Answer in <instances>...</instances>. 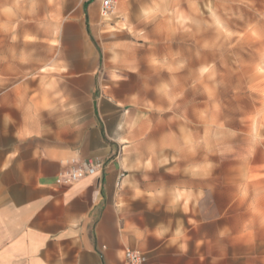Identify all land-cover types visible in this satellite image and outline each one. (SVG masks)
<instances>
[{
	"label": "crops",
	"instance_id": "0c3cea01",
	"mask_svg": "<svg viewBox=\"0 0 264 264\" xmlns=\"http://www.w3.org/2000/svg\"><path fill=\"white\" fill-rule=\"evenodd\" d=\"M16 1L0 0V264H125L126 248L144 264L223 261L207 143L146 87L152 53L123 51L142 0L107 20L84 0L50 24V0H32L27 25ZM87 159L97 175L56 183Z\"/></svg>",
	"mask_w": 264,
	"mask_h": 264
},
{
	"label": "rangeland",
	"instance_id": "374dc122",
	"mask_svg": "<svg viewBox=\"0 0 264 264\" xmlns=\"http://www.w3.org/2000/svg\"><path fill=\"white\" fill-rule=\"evenodd\" d=\"M35 3L16 1L18 25L28 24ZM83 4L50 0L49 24L61 8L84 11ZM137 9L138 49L123 51L152 53L142 66L146 87L207 143L208 216L224 225L218 264H264V0H142Z\"/></svg>",
	"mask_w": 264,
	"mask_h": 264
},
{
	"label": "built area",
	"instance_id": "2783aa9c",
	"mask_svg": "<svg viewBox=\"0 0 264 264\" xmlns=\"http://www.w3.org/2000/svg\"><path fill=\"white\" fill-rule=\"evenodd\" d=\"M116 1L115 0H100V16L104 19L112 13ZM102 168V163L98 160L87 159L77 163L76 168L71 171L60 174L56 180L58 184L71 185L85 177L95 176ZM125 264H144L146 256L136 250L126 248L123 252Z\"/></svg>",
	"mask_w": 264,
	"mask_h": 264
}]
</instances>
